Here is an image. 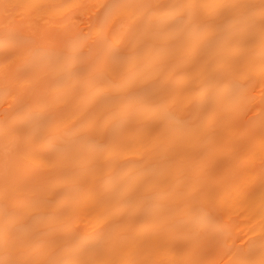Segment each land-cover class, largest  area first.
<instances>
[{
	"label": "bare ground",
	"instance_id": "bare-ground-1",
	"mask_svg": "<svg viewBox=\"0 0 264 264\" xmlns=\"http://www.w3.org/2000/svg\"><path fill=\"white\" fill-rule=\"evenodd\" d=\"M0 48V264H264V0H0Z\"/></svg>",
	"mask_w": 264,
	"mask_h": 264
},
{
	"label": "rangeland",
	"instance_id": "rangeland-1",
	"mask_svg": "<svg viewBox=\"0 0 264 264\" xmlns=\"http://www.w3.org/2000/svg\"><path fill=\"white\" fill-rule=\"evenodd\" d=\"M75 18H76L78 21H84V20L81 19V17H79V16H76V15H75ZM2 51H3V49L0 48V53H1V54H2ZM1 54H0V56H1Z\"/></svg>",
	"mask_w": 264,
	"mask_h": 264
}]
</instances>
